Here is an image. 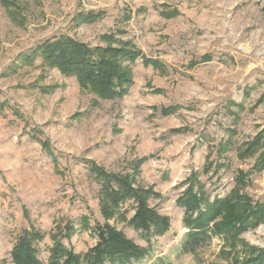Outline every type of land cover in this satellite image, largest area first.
I'll list each match as a JSON object with an SVG mask.
<instances>
[{
  "label": "rangeland",
  "instance_id": "1",
  "mask_svg": "<svg viewBox=\"0 0 264 264\" xmlns=\"http://www.w3.org/2000/svg\"><path fill=\"white\" fill-rule=\"evenodd\" d=\"M60 36L93 47L130 41L166 67L140 56L127 94L101 98L42 56L21 57ZM163 107L177 110L163 115ZM263 129L264 0H0V264H13L26 230L43 236L35 245L45 264L54 235L85 254L99 241L93 227L106 221L148 246L130 224L132 202L120 208L125 218H104L92 164L160 194L149 203L171 227L152 238L142 264H264L256 262L264 210L253 214L264 205L261 150L239 156ZM241 174L249 204L235 216L243 226L183 253L189 229L178 200L189 178L196 175L195 189L213 202L228 197Z\"/></svg>",
  "mask_w": 264,
  "mask_h": 264
},
{
  "label": "trees",
  "instance_id": "2",
  "mask_svg": "<svg viewBox=\"0 0 264 264\" xmlns=\"http://www.w3.org/2000/svg\"><path fill=\"white\" fill-rule=\"evenodd\" d=\"M93 18L95 16L91 14L86 17L87 20ZM37 55L42 56L49 65L58 68L63 74L75 76L83 88H88L106 99L121 98L127 94L133 83L131 63L143 56L130 41L93 47L70 36L47 39L21 57L32 62ZM143 58L146 63L159 69L166 67L158 59ZM204 59L209 60L208 56H204ZM176 110L177 107H163L161 113L168 115ZM43 145L48 147L49 143L45 142ZM259 150L261 153L256 161V168L264 167V129L241 148L239 156L252 157ZM143 160L140 159L135 164V172L138 173ZM91 170L101 181L100 203L104 218L109 220L115 215L125 218L120 208L126 202H132L135 213L130 219V224L147 241L148 246L138 244L106 221L93 227L99 241L85 254L76 253L66 247L61 235H54L55 243L50 249L47 264H142L151 256L152 238L165 235L171 227L170 218L162 215L149 203L150 198L160 197V194L152 187L136 185L134 178L129 174L108 172L96 164H92ZM241 175L228 197L215 199L213 202L209 201L203 187L195 189L196 175L189 178L190 186L178 200V205L186 210L184 222L189 229L182 241L183 253H194L211 239L212 234L222 235L230 232L237 223L243 226L244 220L235 216L242 209H247L249 204L247 197L239 190L246 174ZM254 208L253 214L258 217L264 210V205L255 204ZM220 214L222 220L210 226L209 223ZM42 238L39 232L28 230L18 236L12 250L13 264H45L40 259L35 245V242ZM261 261H264V251L256 259V262Z\"/></svg>",
  "mask_w": 264,
  "mask_h": 264
}]
</instances>
